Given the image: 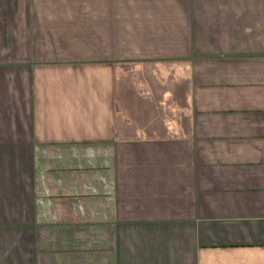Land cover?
<instances>
[{"label": "crops", "instance_id": "1", "mask_svg": "<svg viewBox=\"0 0 264 264\" xmlns=\"http://www.w3.org/2000/svg\"><path fill=\"white\" fill-rule=\"evenodd\" d=\"M0 264H264V0H0Z\"/></svg>", "mask_w": 264, "mask_h": 264}]
</instances>
